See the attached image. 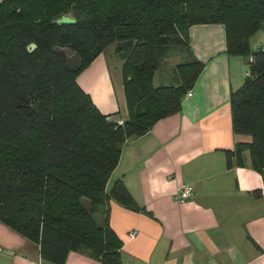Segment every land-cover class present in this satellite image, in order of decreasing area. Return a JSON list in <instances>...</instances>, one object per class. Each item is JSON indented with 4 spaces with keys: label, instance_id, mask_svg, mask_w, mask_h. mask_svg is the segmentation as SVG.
<instances>
[{
    "label": "trees",
    "instance_id": "obj_1",
    "mask_svg": "<svg viewBox=\"0 0 264 264\" xmlns=\"http://www.w3.org/2000/svg\"><path fill=\"white\" fill-rule=\"evenodd\" d=\"M64 15L73 23L57 24ZM211 24L224 27L228 56L249 57L242 85L230 93L236 142L228 161L242 167L248 152L264 179V46L250 49L264 30V0H1L0 223L55 264L69 252L121 264L107 204L142 209L121 179L107 191L108 180L125 144L181 111L203 70L188 30ZM113 44L122 61V124L76 82ZM181 50L177 80L154 86L155 72Z\"/></svg>",
    "mask_w": 264,
    "mask_h": 264
},
{
    "label": "crops",
    "instance_id": "obj_2",
    "mask_svg": "<svg viewBox=\"0 0 264 264\" xmlns=\"http://www.w3.org/2000/svg\"><path fill=\"white\" fill-rule=\"evenodd\" d=\"M188 36L203 64L190 96L179 113L123 146L106 186L109 191L121 179L142 209L107 204L109 225L122 242L121 264H264V179L251 169L248 152L242 167L227 156L236 142L230 93L242 85L248 60L226 54L222 25H193ZM117 62L113 73L102 53L76 82L100 113L123 122L122 61ZM183 186L191 194L175 203L173 195ZM0 264L55 263L40 254L39 245L0 223ZM64 264L100 263L69 252Z\"/></svg>",
    "mask_w": 264,
    "mask_h": 264
},
{
    "label": "rangeland",
    "instance_id": "obj_3",
    "mask_svg": "<svg viewBox=\"0 0 264 264\" xmlns=\"http://www.w3.org/2000/svg\"><path fill=\"white\" fill-rule=\"evenodd\" d=\"M260 46H264V30L258 31L256 33V35H254L250 39V49L251 50H255L256 48H258ZM114 47H115V45L113 44V45L109 46L106 50H104V55H106V59L109 63L111 70L118 68V62L117 61H120L117 58L115 59L113 57V56H115L114 55ZM185 55H187V54H186V52H183V50H181L180 52L175 51V53H173L171 55L172 57L165 60V62L160 67V69L155 72L154 86H158L159 78H160V83H162V84H165V85L173 84L172 82L177 80V73L174 70L175 69L174 66L179 63V61H180L179 58L182 57L184 60ZM240 58H244V60L249 59V57H240ZM246 69H247V65H246ZM115 72L116 71L114 70L113 73H115ZM117 97H119V96L117 95ZM123 109H124V105L122 108V113H123Z\"/></svg>",
    "mask_w": 264,
    "mask_h": 264
},
{
    "label": "built area",
    "instance_id": "obj_4",
    "mask_svg": "<svg viewBox=\"0 0 264 264\" xmlns=\"http://www.w3.org/2000/svg\"><path fill=\"white\" fill-rule=\"evenodd\" d=\"M186 96H190V92L186 94ZM122 121H119L118 124H122ZM191 194V190L189 187L183 186L181 187L174 195L173 200L175 203H183L185 202ZM129 239H133L135 237V233H129Z\"/></svg>",
    "mask_w": 264,
    "mask_h": 264
},
{
    "label": "water",
    "instance_id": "obj_5",
    "mask_svg": "<svg viewBox=\"0 0 264 264\" xmlns=\"http://www.w3.org/2000/svg\"><path fill=\"white\" fill-rule=\"evenodd\" d=\"M1 1V0H0ZM57 24L73 23V19L70 15H64L61 18L56 20ZM36 46L34 44L28 45V51L31 53L35 50Z\"/></svg>",
    "mask_w": 264,
    "mask_h": 264
}]
</instances>
